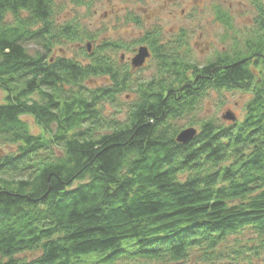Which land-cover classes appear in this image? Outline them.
<instances>
[{
  "label": "trees",
  "instance_id": "trees-1",
  "mask_svg": "<svg viewBox=\"0 0 264 264\" xmlns=\"http://www.w3.org/2000/svg\"><path fill=\"white\" fill-rule=\"evenodd\" d=\"M247 1L251 24L202 65L180 55L181 36L146 33L155 73L143 80L114 40L65 55L94 38L60 21L57 0H0V264L264 260V0ZM227 91L250 95L242 121L191 120ZM188 127L197 135L180 144Z\"/></svg>",
  "mask_w": 264,
  "mask_h": 264
},
{
  "label": "rangeland",
  "instance_id": "rangeland-1",
  "mask_svg": "<svg viewBox=\"0 0 264 264\" xmlns=\"http://www.w3.org/2000/svg\"><path fill=\"white\" fill-rule=\"evenodd\" d=\"M62 5L59 14L60 21L78 20L84 32L94 38L93 42L81 45L70 43L61 50L68 57L79 56L80 48L87 44L95 48L105 41L114 40L123 44L124 48L118 57L124 56L131 65L136 56L139 41L146 33L158 31L162 43L172 45L178 37L184 38L185 46L180 51L192 65H202L214 58L217 53L230 48L234 34H238L251 24L254 9L247 0H97L87 6L76 7L69 0H57ZM219 15L231 21L233 28L227 29L218 18ZM31 54L38 51L34 46H28ZM59 51H57V54ZM142 71L137 72L143 80H149L155 73L154 58L146 61ZM106 79H94L88 82L91 88L108 84ZM134 94V93H133ZM131 92L119 96L118 104L127 106L128 99H134ZM7 95L0 91V105L5 103ZM250 95L240 91H227L223 94L211 92L203 100L202 108L192 121L202 120L218 122L231 121L227 115L234 116L236 121H242L245 114V104ZM108 111L112 109L107 105ZM32 127L34 134H40L41 129L32 117H24ZM196 129L197 127H192ZM191 127L186 128L192 129ZM8 151L10 148H1ZM243 243L253 238L251 232L241 235ZM264 254V252H263ZM33 256V255H32ZM264 260L261 261V263ZM194 260L188 264H193ZM257 263V264H261Z\"/></svg>",
  "mask_w": 264,
  "mask_h": 264
},
{
  "label": "water",
  "instance_id": "water-1",
  "mask_svg": "<svg viewBox=\"0 0 264 264\" xmlns=\"http://www.w3.org/2000/svg\"><path fill=\"white\" fill-rule=\"evenodd\" d=\"M150 53L149 50L146 47H142L138 50V54L133 58L132 60V65L134 68H141L144 66L145 62L147 59H149L150 57ZM227 117H229V119L231 121H235L236 119L234 118V116H230L227 115ZM197 135V130L196 129H187L182 131L178 137H177V141L180 144H187L190 141L193 140V138Z\"/></svg>",
  "mask_w": 264,
  "mask_h": 264
},
{
  "label": "bare ground",
  "instance_id": "bare-ground-1",
  "mask_svg": "<svg viewBox=\"0 0 264 264\" xmlns=\"http://www.w3.org/2000/svg\"><path fill=\"white\" fill-rule=\"evenodd\" d=\"M141 48H142V47H141ZM139 49H140V48H139ZM139 49H138V50H139ZM149 53H150V51H149ZM137 54H138V52H137ZM137 54H136V55H137ZM132 60H133V59H132ZM147 60H148V59H147ZM147 60H146V61H147ZM131 62H132V61H131ZM145 64H146V62H145ZM145 64H144V66H145ZM144 66H143V67H144ZM141 68H142V67H141ZM139 69H140V68H139Z\"/></svg>",
  "mask_w": 264,
  "mask_h": 264
}]
</instances>
